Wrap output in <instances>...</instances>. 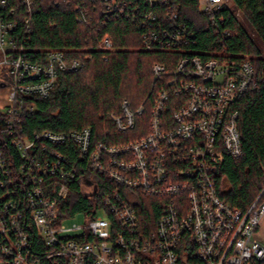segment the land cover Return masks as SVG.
Here are the masks:
<instances>
[{
	"label": "built area",
	"instance_id": "built-area-1",
	"mask_svg": "<svg viewBox=\"0 0 264 264\" xmlns=\"http://www.w3.org/2000/svg\"><path fill=\"white\" fill-rule=\"evenodd\" d=\"M9 1L0 0V85L6 86V74L11 85L4 129L19 163L0 151V264H264V239L258 234L264 189L243 212L221 198L216 179L226 156H243L239 113L232 108L241 96L257 90L250 58L227 56L225 49L215 56L192 54L196 35L180 19L177 0H148L150 10L140 20L145 49L186 52L154 97L149 132L119 147L92 143L90 128L30 137L21 118L34 112L26 98L46 99L59 73L78 71L84 63L68 62L59 51L32 62L26 38L31 18L20 19ZM34 2L20 0L29 9ZM103 3L107 14L126 13L125 3ZM162 7L166 18L158 14ZM198 7L219 35L224 19L216 16L231 6L223 0H198ZM78 11V21L88 22L87 10ZM140 12L136 7L134 22ZM112 43L107 36L102 47L112 50ZM153 74L154 82L168 75L161 64ZM168 107L172 114L165 118ZM122 109L123 115L111 119L119 132L127 133L145 109L132 112L128 102ZM68 144L94 175L78 174L60 150ZM98 174L111 186L102 206L80 213L89 216L86 226L66 228L59 214L60 200L70 193L64 183L77 177L82 192L94 200L102 191ZM138 194L154 200L152 207L160 212L152 230L135 210L143 202ZM100 208L108 219L97 217Z\"/></svg>",
	"mask_w": 264,
	"mask_h": 264
},
{
	"label": "trees",
	"instance_id": "trees-1",
	"mask_svg": "<svg viewBox=\"0 0 264 264\" xmlns=\"http://www.w3.org/2000/svg\"><path fill=\"white\" fill-rule=\"evenodd\" d=\"M146 1L116 0L117 3H125L126 13L123 15L118 11L107 14L103 0H35L31 9L22 5L20 0L9 1V7H15L20 19L31 18V33L26 38L30 40L27 53L31 55L32 62L44 60L50 52L59 51L65 54L68 62L77 60L84 63L83 69L59 73L58 81L46 99L26 98V106L34 108L33 113L21 117L27 136L90 128L92 143L119 147L149 132L154 97L170 79L169 75L186 52L185 49H145L142 39L145 29L140 20L150 10ZM231 1L233 7H224L216 16L224 19L219 32L227 31L228 34L217 35V31L210 26V19L199 11L198 0H177L181 6L178 12L180 19L196 35L195 43H191L189 48L192 54L215 56L225 49L223 53L227 56L249 57L252 61L257 90L241 96L232 108L239 113L243 156L238 159L226 156L216 177L221 198L233 209L247 212L264 189V50L260 45H264V0ZM138 6L141 12L137 14L138 21L134 22L132 16L136 15ZM79 7L87 10L88 22L78 21ZM158 11L161 17L166 18L167 10L162 7ZM168 26L165 22L164 27L168 29ZM107 36L113 42L112 50L102 47V41ZM156 64L167 69L168 75L162 82H154L153 67ZM124 102L129 103L132 112H137L142 106L145 109L142 116L136 115L135 126L127 133L119 132L111 119L112 115H123ZM166 111L165 118H169L172 109L168 107ZM5 118V110L0 109V151L7 157L13 155L18 165V155L4 129ZM60 150L68 155L70 164L77 166L79 175H94L86 168L85 159L79 161L71 144ZM95 177L102 191L100 197L94 200L82 192L77 177L64 183L70 193L66 199L60 200L59 214L62 219L89 213L91 209L102 206L101 199L110 192L111 186L104 175ZM138 197L143 202L135 210L144 225L152 230L160 212L152 207L154 200L142 194ZM34 249L42 247L34 244Z\"/></svg>",
	"mask_w": 264,
	"mask_h": 264
},
{
	"label": "rangeland",
	"instance_id": "rangeland-1",
	"mask_svg": "<svg viewBox=\"0 0 264 264\" xmlns=\"http://www.w3.org/2000/svg\"><path fill=\"white\" fill-rule=\"evenodd\" d=\"M223 1H225V3L230 5L231 7H233V3L231 0H223ZM237 16L240 17L238 12H237ZM244 25L251 32L250 27L245 22H244ZM252 34L255 37L254 33H252ZM260 45H261L262 49L264 50V45L262 43H260ZM2 78H3L2 83L6 84V86L0 85V109L4 111V110H6L7 104H8L7 98H8V95L10 93L11 82H10L9 77L6 74H4L2 76ZM97 217H102V218L108 219L106 213L104 212V210H102V208L99 209ZM88 221H89V216H87L85 214H78L75 217H71V218L64 220L63 225L66 228H73L74 226H83L84 227L87 225ZM258 234L260 235V237H262L264 239V218L262 219V222L260 224Z\"/></svg>",
	"mask_w": 264,
	"mask_h": 264
}]
</instances>
